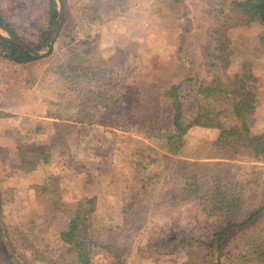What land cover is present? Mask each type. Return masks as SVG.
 Segmentation results:
<instances>
[{
	"label": "rangeland",
	"instance_id": "obj_1",
	"mask_svg": "<svg viewBox=\"0 0 264 264\" xmlns=\"http://www.w3.org/2000/svg\"><path fill=\"white\" fill-rule=\"evenodd\" d=\"M62 1L64 19L48 57L15 65L0 56V178L6 177L3 186L13 196L3 207L4 221L26 232L33 228L37 238L26 255L35 264H61L65 252L58 235L75 220L73 204L93 198L91 227L106 244L122 243L120 264H187L184 253L144 259L143 249L151 232L185 227L193 207L179 200L169 166L175 159L213 165L216 160L206 158L219 130L193 126L177 155L160 150L148 203L144 199L140 210L124 217L135 178L130 157L149 154L148 145L159 147L138 131L147 115L133 108L132 98L139 100L153 83L180 84L187 124L201 98L200 85L214 75L249 73L245 87L254 95L255 110L248 123L252 134L263 133L264 26L235 23L233 0ZM48 3L0 0L4 24L41 53L54 26L45 24ZM100 93H129V112L110 103L113 110L103 113L97 107L104 103ZM219 119L223 126L234 122L222 114ZM232 164L230 172L239 180L264 186V165ZM109 250L95 248L89 264H114Z\"/></svg>",
	"mask_w": 264,
	"mask_h": 264
},
{
	"label": "trees",
	"instance_id": "obj_2",
	"mask_svg": "<svg viewBox=\"0 0 264 264\" xmlns=\"http://www.w3.org/2000/svg\"><path fill=\"white\" fill-rule=\"evenodd\" d=\"M229 5L235 23L248 25L256 21L264 26V0H233ZM56 18L55 2L49 0L46 26L51 28ZM0 29L17 39L1 17ZM0 48V56L12 64H27L35 60L19 47L1 40ZM251 77L249 73L234 78L214 75L209 83L200 85L197 94L201 98L187 124L182 121L186 114L180 84L153 83L139 100L132 98L133 108L144 110L147 115L139 122L138 131L159 147L148 145L144 150L149 154L139 153L136 158L130 157L135 178L129 189L130 202L123 211L124 217L129 211L140 210L144 199L147 201V190L155 180L153 167L160 164V150L165 156L177 155L184 146L188 129L193 126L219 130L214 142L216 148L206 158L216 160L213 165L211 162L183 159L171 162L168 177L179 184V200L193 208L185 227L169 232H151L146 237L144 259L184 253L187 264H264V186L239 180L237 174L230 172L232 163L236 161L264 165V132L252 134L248 123V117L255 110L254 95L245 87ZM99 96L104 97V103L96 106L103 109V113L113 110L114 105L110 103L126 107L123 108L126 112L130 110L126 106L129 93L116 94L115 97L100 93ZM223 103L228 106H222ZM221 114L233 119V124L223 126L219 119ZM2 117L4 113L0 112ZM92 122L109 124L95 118ZM70 125L65 124V127L70 128ZM31 161L26 164H33ZM4 178H0V264H35L37 260L26 255L37 238L33 228L26 232L4 221L3 207L13 202L11 190L3 186ZM172 200L168 198L166 202ZM92 203L93 198H87L73 204L75 220L58 235L65 252L60 258L61 264H89L91 253L97 247L109 252L112 249L116 259L114 264H120L124 246L120 243L115 248L96 236V230L92 229L88 219L93 212Z\"/></svg>",
	"mask_w": 264,
	"mask_h": 264
},
{
	"label": "water",
	"instance_id": "obj_3",
	"mask_svg": "<svg viewBox=\"0 0 264 264\" xmlns=\"http://www.w3.org/2000/svg\"><path fill=\"white\" fill-rule=\"evenodd\" d=\"M57 8V18L54 23V26L52 28V31L50 33V36L47 40V50L43 53L36 51L33 49L31 46L26 44L25 42L12 38L9 36L6 32L2 31L0 29V40L4 41L8 44L14 45L22 49L23 51L27 52L33 59H41V58H46L48 57L52 51H53V45L55 43V40L58 37V34L60 32L62 22L64 19V3L62 0H54Z\"/></svg>",
	"mask_w": 264,
	"mask_h": 264
},
{
	"label": "crops",
	"instance_id": "obj_4",
	"mask_svg": "<svg viewBox=\"0 0 264 264\" xmlns=\"http://www.w3.org/2000/svg\"><path fill=\"white\" fill-rule=\"evenodd\" d=\"M112 2L118 3V2H121V0H112Z\"/></svg>",
	"mask_w": 264,
	"mask_h": 264
}]
</instances>
